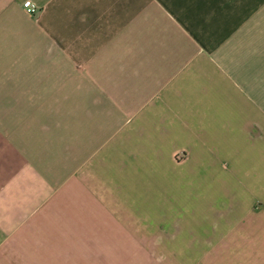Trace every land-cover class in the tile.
Here are the masks:
<instances>
[{
    "label": "crops",
    "instance_id": "1",
    "mask_svg": "<svg viewBox=\"0 0 264 264\" xmlns=\"http://www.w3.org/2000/svg\"><path fill=\"white\" fill-rule=\"evenodd\" d=\"M0 0V264H264V0Z\"/></svg>",
    "mask_w": 264,
    "mask_h": 264
},
{
    "label": "built area",
    "instance_id": "2",
    "mask_svg": "<svg viewBox=\"0 0 264 264\" xmlns=\"http://www.w3.org/2000/svg\"><path fill=\"white\" fill-rule=\"evenodd\" d=\"M24 6L27 7V10L29 11H34L36 9L34 3L32 2V0H25L24 1Z\"/></svg>",
    "mask_w": 264,
    "mask_h": 264
}]
</instances>
